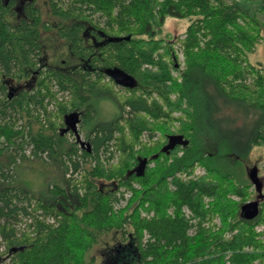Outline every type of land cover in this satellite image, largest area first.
Instances as JSON below:
<instances>
[{
	"label": "trees",
	"instance_id": "16d2710c",
	"mask_svg": "<svg viewBox=\"0 0 264 264\" xmlns=\"http://www.w3.org/2000/svg\"><path fill=\"white\" fill-rule=\"evenodd\" d=\"M44 1L78 64L67 72L42 63L38 0H0V157L14 163L18 149L31 145L61 171V133L74 115L86 144L81 151L70 145L67 160L79 173V160L94 163L79 185L61 177L37 196L10 182L0 164V263L94 264L96 245L119 236L114 264H261L264 244L254 227L264 223V199L248 177V158L264 143V70L247 54L264 40V17L232 0ZM168 17L187 21L182 34L162 35ZM179 51L184 69L175 77ZM112 68L135 85L114 91ZM52 89L70 99L47 111ZM100 96L117 106L111 121L95 118L92 101ZM23 118L32 126L16 143L24 134L12 126ZM144 130L158 131V141L142 143ZM112 150L117 163L101 165L99 156ZM195 165L205 172L175 176ZM251 186L258 214L248 220L241 206L253 197ZM120 188L131 195L114 210Z\"/></svg>",
	"mask_w": 264,
	"mask_h": 264
},
{
	"label": "rangeland",
	"instance_id": "374dc122",
	"mask_svg": "<svg viewBox=\"0 0 264 264\" xmlns=\"http://www.w3.org/2000/svg\"><path fill=\"white\" fill-rule=\"evenodd\" d=\"M235 2L239 7H241L245 12H247L250 15L255 14L259 19H263L264 17V0H232ZM38 5L40 8V14L41 19L44 22L45 28L41 29L40 32V59L42 63L46 64L49 67L52 68H58L63 71H72L73 68L78 64V60L72 56L68 49V44L66 40L61 39L58 37L56 31L53 29L52 25L55 24L56 20L51 16V14L48 11V8L46 6V3L44 0H38ZM48 25V26H47ZM187 25V21L184 19H175L168 17L165 20V24L162 29V35L168 34L169 36L175 37L177 35H180L183 33V30L185 29ZM177 45H174V49H177ZM248 62L254 65H260L264 70V40L258 42L252 52H249L247 54ZM175 67L171 70V74L175 77H178L183 69V59L181 56L177 58V62L175 61ZM178 67V68H177ZM109 78V77H108ZM105 81H108L107 78H105ZM179 81V80H178ZM121 87V86H120ZM118 85H114V91L118 92H124V90L120 89ZM54 93V99H53V105L50 109V111H55L57 108V103H64L66 98L61 97L60 94L55 92L52 89ZM69 99V98H67ZM49 99L46 98L45 102H47ZM50 103V102H49ZM52 103V102H51ZM93 107L95 109V118L98 119L100 122H108L111 121L118 113V109L116 104L108 99L105 96L95 97V99L92 101ZM48 111V110H47ZM130 111L129 109L125 108L123 112V116H127V112ZM173 115L177 116L179 115V112H175ZM129 116V114H128ZM91 123V122H89ZM14 126H12L14 129H21L23 130L24 136H17L15 138V142L19 143L22 139L26 140V136L28 135V131L32 126L29 123L25 122V118L23 119H17L14 121ZM16 124L18 125L16 127ZM77 125V132L80 134V138L84 142L76 141L75 137L72 132L69 133H61L62 139L60 143L63 147V153H62V161H65V167H61L60 170H56L55 165L52 162V158L49 157V153L46 151L45 153H40L37 155L30 156L27 155V151L25 152V158L28 159L30 165L28 168L22 167L23 161H21L20 154L21 149H18L17 155L15 156V162H10L6 158L5 155L0 157V164L2 165L5 174L7 173L8 176H10V182H16L17 187L22 188L23 190H27L32 194H35L36 196L40 193V191H43L48 183L54 182L52 180H58L62 182V178L64 179H70L73 181V183H79L81 182V179L83 177L85 168H87L92 161V159L89 161V163H84L82 165V169L77 177L73 176L72 171L73 166L72 164L67 160L68 154L66 153L67 149L70 145L74 146L76 150L82 149L79 145L86 143V137H85V126L81 127L79 123H76ZM177 125V122L174 123V126ZM59 126L56 128V132H58ZM24 137V138H23ZM160 137V133L158 131L154 133H149L148 131L144 130L141 133L140 141L142 143H145L147 145L153 144L158 141ZM1 141H3V138H1ZM2 144V143H1ZM28 145L27 147H29ZM12 150V148H10ZM25 150H28L26 148ZM81 151V150H80ZM12 153V152H11ZM8 154V153H6ZM79 155V153L77 152ZM181 152L179 153V155ZM119 152L112 150V157L103 158L104 162H107L108 160V166L115 165L118 161ZM77 160V159H76ZM100 161V158H99ZM34 162V163H33ZM27 163V162H26ZM28 164V163H27ZM93 165V163H92ZM101 165L104 166L103 162H101ZM248 165L249 168L256 167V175L259 179V181L262 184V192L264 193V143H261L260 145H255L248 158ZM91 166V165H90ZM152 166V164H151ZM204 169L199 166L195 165L193 173L190 175H186V173H176V177H197L204 173ZM62 175V176H61ZM51 184V183H50ZM52 185V184H51ZM104 189L110 188L108 185H103ZM122 192V195L118 198H121V201H118L117 196ZM248 192L253 194L254 188L253 186L249 187ZM131 195V192L129 190H125L124 188L118 189L116 192V201L113 204V209L118 210L121 207H124L127 203L129 197ZM253 197L250 198L249 201H255L253 200ZM230 198L234 201H238V197L235 195H230ZM264 199V198H263ZM247 201V202H249ZM33 204V203H32ZM183 212L186 217L190 216V212L188 209L183 208ZM142 215H145L144 213ZM216 222H218L216 220ZM259 228L264 229V223H259L254 227V231L257 234V238L264 244V230L261 232H258ZM120 241L119 236H112L109 238H103L101 240L100 244L96 245V247L93 249L92 253L94 254V264H114L112 260V255L110 254V249H112L118 242ZM0 253L4 252V242L2 239L0 240ZM244 250H249L248 248H244ZM7 259V258H6ZM8 263V261H6ZM4 264V263H0ZM251 264H260L258 260L253 261ZM261 264H264V260L261 262Z\"/></svg>",
	"mask_w": 264,
	"mask_h": 264
},
{
	"label": "water",
	"instance_id": "95a60500",
	"mask_svg": "<svg viewBox=\"0 0 264 264\" xmlns=\"http://www.w3.org/2000/svg\"><path fill=\"white\" fill-rule=\"evenodd\" d=\"M106 75L112 79V81L121 87L124 88H131L135 85L134 79L125 73L123 70L119 68H112L106 71ZM77 118L74 115H70L66 127L64 128L63 132H67L68 130H72L76 133V122ZM176 141H180V138H176ZM256 167H253L248 172V177L252 181L254 188L258 193H260V198L263 199L264 196L260 192V188L262 186L261 182L259 181L256 175ZM241 213L245 219H253L258 214V202L257 201H249L246 202L244 205L241 206Z\"/></svg>",
	"mask_w": 264,
	"mask_h": 264
},
{
	"label": "built area",
	"instance_id": "2783aa9c",
	"mask_svg": "<svg viewBox=\"0 0 264 264\" xmlns=\"http://www.w3.org/2000/svg\"><path fill=\"white\" fill-rule=\"evenodd\" d=\"M179 54V57L181 56V58H182V55H181V52L179 51L178 52ZM58 93L60 94V96L61 97H65L66 99L67 98H69L70 99V95H69V92L68 91H58ZM52 105H53V103H49L48 105H47V110H50L49 108H51L52 107ZM128 109V108H127ZM125 116V115H124ZM127 116H128V114H127ZM127 116H125V117H127ZM16 127H17V124H16ZM69 132H72V134L74 135V136H76L75 137V139H76V141H80V142H84V141H82L81 140V138H80V134L77 132V125H76V133L75 132H73L72 130H68L67 131V133H69ZM64 133H66V132H64ZM86 144V143H85ZM79 146H82V147H84L85 145L84 144H80ZM26 148H28V150H25ZM25 149H23L22 151H21V153L23 152L24 154H25V152L27 151V155H29L30 154V156H33V154H32V146L30 145L29 147H26ZM89 149H90V147H89ZM22 153V154H23ZM45 153V152H44ZM99 158H100V162H103V164H104V166H106V165H108L107 163H108V160H107V162H104L103 161V158H106V157H104L102 154L99 156ZM111 158V157H110ZM82 163H80V167H79V169H82ZM91 166H93L92 165V162H91ZM72 174H73V176H75V177H77L78 176V174H79V172L76 170V171H72ZM122 192L123 191H121V193L117 196V198L119 197V196H121L122 195ZM122 199L121 198H118V201H121ZM262 230H264L263 228H259L258 229V232H261ZM0 240H1V238H0ZM1 251V250H0ZM6 261H8V259H6Z\"/></svg>",
	"mask_w": 264,
	"mask_h": 264
},
{
	"label": "bare ground",
	"instance_id": "6f19581e",
	"mask_svg": "<svg viewBox=\"0 0 264 264\" xmlns=\"http://www.w3.org/2000/svg\"><path fill=\"white\" fill-rule=\"evenodd\" d=\"M78 163H81V161L79 160ZM92 163H94V162H92Z\"/></svg>",
	"mask_w": 264,
	"mask_h": 264
},
{
	"label": "flooded vegetation",
	"instance_id": "af4514ba",
	"mask_svg": "<svg viewBox=\"0 0 264 264\" xmlns=\"http://www.w3.org/2000/svg\"><path fill=\"white\" fill-rule=\"evenodd\" d=\"M9 87H11V86H9Z\"/></svg>",
	"mask_w": 264,
	"mask_h": 264
}]
</instances>
